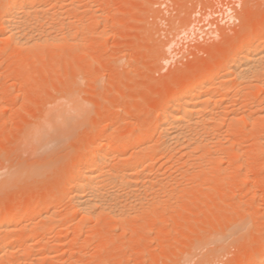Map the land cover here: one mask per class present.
I'll list each match as a JSON object with an SVG mask.
<instances>
[{
    "label": "rangeland",
    "instance_id": "rangeland-1",
    "mask_svg": "<svg viewBox=\"0 0 264 264\" xmlns=\"http://www.w3.org/2000/svg\"><path fill=\"white\" fill-rule=\"evenodd\" d=\"M49 1L46 4L41 0L46 6L50 5L51 10L55 7V11L58 5L57 9L61 11L56 22L70 19L80 20L78 23L74 21L75 24L86 23H82L85 25L83 33L80 30L83 26L77 25V32L75 25L70 27L75 35L78 33L74 38L77 46L67 51L61 46V49L59 46H47L29 52L5 41L0 27V174L3 175H0V179L11 173L13 167L12 170L19 172L20 165L23 171H26L23 169L26 167L32 168V171L39 169L36 172L29 171V177L0 188V218L5 216L9 207H22L23 211L17 209L18 215L22 217L26 206L59 190L68 171L72 169L70 167L74 165L75 158L72 157L79 149V142L105 125L116 122L119 117L124 118L125 122L115 125V133L123 134L134 129L132 118L141 115L145 120V114L151 111L156 115L159 109L157 105L163 101L160 99H167L175 87L191 82L194 78L199 81L210 73L214 76L219 74L220 67H223L220 63L225 60L221 58H228L237 49L242 37L259 36L257 32L264 27V0H59L58 4ZM62 13L69 16L64 15V18ZM65 26L68 27V24ZM263 72H258V79L264 77ZM259 80L253 83L257 85L255 88L252 84V87L247 88L248 91L244 90L245 93H264V84L258 83L264 80ZM230 90L234 91L230 93ZM230 90V94L236 91L235 87ZM71 92L74 93L73 99L85 103L92 112L86 128H81L76 134V141L62 146L59 150L61 153L56 152L59 158H45L46 152L43 153L46 150L53 152L59 146L56 144L36 151H32L34 146H30L29 150L24 151L23 140L29 131L27 129L34 124L36 126L47 109L60 106L64 101V105H69L73 101L69 96ZM263 105L258 107L264 108ZM242 106L237 111L246 109L245 113L250 114ZM254 111L252 114L255 116ZM254 116L250 119H256L255 124L245 122L241 132L235 135L230 133L229 138L236 142L234 146L229 147L224 142L225 145L218 148L222 149L223 154H219L221 150L217 151L216 156L218 153L219 158H206L208 161H202V167L196 166L198 164L195 165L192 159L193 163L190 160L189 164V158L171 160L177 158L175 155L178 152L168 154L173 156L170 159L166 155L167 159L162 157L159 162L154 160V169L162 168L161 171L166 173L165 183L174 186L177 182L175 186L179 183L177 187H180L179 192L173 191V194L166 196L168 201L163 205L165 207L154 212L151 209L144 214L150 217L141 214L123 227L103 225L104 219L90 225L78 224L81 216L71 214L72 210L67 209L71 206H68L69 201L66 199L67 205L58 204L53 209L64 225L58 223L59 226L56 224L48 228L44 225L46 219L40 218V215L38 217V214L32 216V223L35 221L32 225L23 222V226L10 235L38 234L41 240L27 242L28 245L25 242L27 246H21L25 249L22 252L17 250L18 257H5L4 263H17L19 260L17 264H28L31 258L37 257L33 264H239L251 252L257 254L256 251L264 245V118L262 115H257L260 119ZM222 121H225V127L220 126ZM236 122L228 117L221 119L218 122L220 125L216 127L219 131L225 130L222 132L223 137L229 139L227 127L235 126L233 124ZM207 137L211 140L213 135L212 138L209 135ZM22 146L23 150L20 149ZM30 150L33 154H28ZM229 152H237L235 161L224 156ZM41 155L44 158H40ZM210 160L219 161L217 172H213L215 169L211 165L214 163H210ZM203 169L205 173L201 172ZM185 171L192 175L185 178ZM201 179L204 183L202 188ZM181 187H187L184 193ZM4 207L6 210L2 211ZM211 218L215 221L214 225ZM71 220L75 224L70 223ZM58 235L61 238L58 239ZM29 251L35 255L47 252L48 255L31 254L30 258ZM2 262L0 264H4Z\"/></svg>",
    "mask_w": 264,
    "mask_h": 264
},
{
    "label": "bare ground",
    "instance_id": "bare-ground-1",
    "mask_svg": "<svg viewBox=\"0 0 264 264\" xmlns=\"http://www.w3.org/2000/svg\"><path fill=\"white\" fill-rule=\"evenodd\" d=\"M46 1L47 0L45 1L42 0V2H46ZM51 1L56 2L57 4L58 2L60 3L59 0H51ZM51 1L49 2L51 3ZM42 2L41 0H0V15H1L0 27L2 29V33L4 37L3 39L5 41H8L17 49H21L29 52L33 50H40L47 46L48 47L59 46V48L61 46V48L62 47L66 48L65 51H67V49H70L74 45L77 46L76 45L77 43H75L76 41L74 38L78 35V33L77 35H75L76 33L74 34L72 28L70 27L72 25L73 26L75 25L77 28L74 29H76L77 32V30L79 29L77 25L82 27L83 26L82 23L85 22L84 21L82 22L81 20L82 22L81 24L80 23L75 24V22L78 23L80 22V20L77 22L75 20L72 21L70 19H68L67 21L65 20L64 22L62 21L63 19L60 21L61 17L59 19L60 23L56 22L58 21L57 19L59 18L61 13V11L59 12V9H57L58 5L56 4L57 5L56 6L55 3H53L56 6V10L53 11L55 7L51 6L52 8H54L51 10V8H49L50 5L46 6V4H49L48 2H46V4ZM57 10L59 13L56 12ZM62 14L64 18L65 16H69L64 13ZM102 17L104 18L103 15ZM61 23L64 26L68 24V27L62 26ZM57 25H59L60 27ZM84 26L80 28L82 33L85 28ZM249 30L251 31L250 28ZM257 34H259L260 39H257L259 37L258 35H256L257 37L256 36L253 37V35L252 37L247 35L248 36L247 37L244 35L245 38L241 36L242 37L241 39L243 40L241 41L237 49L232 47L233 49H235L234 51H232V54L228 58L226 57L227 59L221 58V60L224 59L225 60L222 61V64L220 63V66L223 65V67L222 68L220 67L221 71L219 72V74L214 76L213 73H210L211 75H209L208 77L206 76L205 78L199 81L194 78V80H192L191 82L188 81L181 86L179 85L178 87H175L171 91V93L169 92L170 94L169 96L167 95L168 96L167 99L166 97L165 100L163 97L160 99V100L163 99V101L159 103V106L157 105L159 109H158V113L155 110V112L157 113L156 115H153L154 112L150 110L153 114L151 112H147L145 114V118H146L145 120L142 119L143 117L141 115H136L134 119L132 118L133 120L132 123L135 126L134 129H132L133 128L132 127L131 128L132 130L125 133L123 132V134L121 133L119 134L118 132L115 133V131H117L115 130V125L119 123L121 124V122L123 123V121L125 122L124 118L119 117L117 121L112 123L111 125L110 124L105 125L103 129L97 131L91 136L87 135L88 137H86V139L84 138L85 139L84 141L79 142V140H77L80 143V145L77 153L72 157L75 158L74 165L73 167H70V169L71 168L72 169L68 171V176L63 181L60 189L57 191L53 189V191L54 190L55 191L51 192V194L48 197L43 199H38L35 204L32 205L30 204V206H26L25 213L22 217L18 215L19 212L17 211V209L20 207H16V208L9 207L7 209V213L5 214V216L0 218V233L3 235L0 236L3 237L2 240H0V263L2 261H3L2 263L5 262L4 260L7 259L5 257L11 256L13 258L14 255L18 257L17 254L19 252L17 253V250L22 252V250L25 249L23 247L21 248V246H23L22 244L26 245L27 242L28 243L30 241L38 242L41 240V236L38 234L37 235L23 234V236L21 235L15 236L14 234L13 237L11 236L12 235L11 233L13 231L18 229L20 226H23L22 225L23 222H28L27 225H29L30 223H31L30 225H32L35 222L33 221L32 223V219H31L33 218L32 216H36L38 214L37 215L38 217L40 215V218L44 220L46 219L45 221L46 224L44 225H47L46 227L48 228H51L56 224L57 226H59L61 224L60 220H58L59 215H57L58 214L57 211L53 209H56L58 204L63 205L64 203H66L65 200L67 199L70 204V205L68 204V206L69 207L71 206V208H67V209L72 210L71 214L72 215L78 214L81 216V218H79L81 221L79 220L78 224L90 225L93 222L99 223L100 220L104 219V221L102 220L103 225L106 224V226L110 225L112 227L113 226L123 227L126 223H131L132 221H135L134 218H137L138 216H142L141 214H143L144 217H150L144 215L146 212H148V210L152 209V212H154L156 210H159L160 208L162 209L163 207H165L163 205H165V203H167L168 201L166 196H169L168 194L170 193L173 194V191H177L179 189L178 187H180V186L177 187L179 183L175 186L177 182L174 184V186L172 184L165 183L166 181L164 179L166 173L164 174V172L161 171L162 168L159 169L156 168L157 170L154 169L155 167L152 166V163H154L155 161L159 162V159L161 160L162 157H165L166 155L167 157L169 156L168 158L170 159V157L173 156L168 154H173L178 152L177 154L178 156L179 155L180 156L178 157L176 156L177 155L176 154L175 157L177 158H171V160L175 159L174 161H177L178 158L180 159L189 158L188 160L189 164H190V160L192 159L195 165L198 164L196 166L202 167L200 166L202 165L201 162L208 161L206 160V158L207 159L211 158L212 160V157L219 158L217 156L221 153L223 154L222 149H220L221 152L219 154L217 153L216 156V152L220 151L218 150V148L222 147V145L224 146L225 143H227L229 147L234 146L236 142L230 139L229 136L241 132L243 126L246 124L245 122L254 123V124L257 122L256 119H250V117L253 118L254 116L252 114L254 108H255L254 117L260 119V117H258L257 115H262L264 118V108L262 106L260 107L262 109L258 107L260 105H263L262 103H264V98H263L264 93L262 92L261 94L256 92L249 95L245 93V91H248L247 88L249 89V87H252V84L260 79L257 78L258 72L261 73L264 71V27L261 28L257 32ZM85 43L86 42H84V44ZM7 44L8 43L6 42V45ZM255 76L258 80L254 78ZM253 79H255L256 81L253 82ZM261 79L260 80L263 81L264 77H261ZM230 82L232 84L229 85ZM258 83L264 84V82L263 83L258 82ZM260 84L259 86H261ZM253 85L254 88L257 86V85L255 86V84ZM231 87H235L236 89V91L233 94H230L234 91V90L233 91L230 90ZM73 94H74L73 92L69 94V96H71L72 99H73ZM68 97L66 99H68ZM77 100L79 99L76 100L73 99V101H70L71 103L69 105L68 104L64 105L66 103L64 101L62 103L63 105L60 104V106H56L54 108L47 109L46 111H44L45 114H43L44 116L42 117V119L39 118L41 121L37 123L36 126L34 124L35 127L31 125L33 128L31 127L27 129V131L28 130L29 131L26 132L27 134L25 135L23 140V144L25 147L24 151H27L32 146L35 147L36 145L37 148L32 147L31 148L32 151H34L33 149H35V151L36 149L43 150V148L47 149L51 144H54V146L59 145L55 147L57 150L55 149L53 152L50 150L43 151V153L46 152L47 154L50 152L49 155L45 153L44 156L45 158H59L56 152L62 149V146H64L65 144L67 146L68 142L70 144V141L75 139L76 134H78L81 131L80 130L81 128H86L88 124L86 122L88 121V119H90L92 115L91 114L92 112L90 111L91 109L87 107L85 103L78 102ZM240 100L241 102H239ZM241 105L247 108L248 109L247 111L250 112V114L247 113L248 114L247 115L245 113L246 109L243 112L237 111L238 107L239 106L241 107ZM256 107H258V109H256ZM239 110L241 109L239 108ZM100 112H98L99 115H101ZM141 114H143V112ZM228 117H230V120H232V122L233 120L237 121L236 122L237 125L235 123L233 124L235 126L229 128L230 126L229 125L227 127L228 129L226 131L229 132L228 134L229 139H227V136L223 137L224 134H222V132H224L225 130L219 131L218 128L216 127L217 125H220V123H222L220 125L222 127L225 121L224 122L222 121L219 124L218 122L221 119L225 120V118ZM228 120L229 119H226V121ZM224 125L223 127H225ZM215 128H216V132H214ZM217 132L218 133L220 132V134H218ZM209 133L211 134L213 133L212 134L213 138L212 135ZM216 133L218 135H216ZM207 135H209L210 138L212 139L210 140L207 137ZM262 137L263 136H261V138ZM255 144L257 146L258 143L256 142ZM39 145L41 148H39ZM20 149L23 150V146ZM22 150L19 152L20 154ZM31 150L29 153L28 152L26 153L30 154L32 152ZM130 150L131 152L132 151L133 152L131 153ZM37 152H35V156ZM59 152L61 153V151ZM225 152L228 151L226 150ZM236 153L229 152L224 154V156L226 158H229L230 161H235L234 159L237 157L235 155ZM31 154H33V152ZM40 158H44L43 155H41ZM211 160L210 163H214L211 166H213L212 168L216 170L215 171L213 169L214 170L213 172H217V170L220 167L218 164L219 161L211 162ZM21 166L22 165H20V167L18 166L21 172L19 168L17 169L19 170V172H17L16 170H12L15 168L13 167L11 168V173L9 172L10 174L7 173L8 175L7 176L5 175L6 177H4V179H0V188L10 184L11 182H15L16 180H21L26 177H29L31 175V172L33 171L36 172L39 170V169L36 170L34 169L32 171L31 167H30L31 169L26 167L23 168L24 170L26 169V171H23ZM195 168L198 169L197 167ZM202 171L204 172V169L201 170V172ZM185 172L186 175L184 173V176L186 178V176L190 174L187 173L188 171ZM0 175H2V173ZM193 175L196 176L198 174L194 173ZM200 176L201 175L199 174V177ZM202 177L204 179L205 176ZM193 179H195V177ZM203 179H201L202 183H203ZM200 185L202 188L204 183ZM186 189L185 187L184 189L182 188L183 190L182 192L184 193ZM221 203L223 204V202ZM228 205L230 204L228 203ZM5 210L6 208L4 207L2 211ZM167 212H169L168 209ZM151 217L153 219V216ZM210 220L214 225L215 221L212 218ZM73 221L71 220L70 223H72ZM143 221H145V219ZM73 223L75 224V222ZM27 225H25L24 227H26ZM41 225L42 223L40 224V226ZM9 236H11V238ZM58 236H57L58 239L61 238L60 235ZM31 252L33 251H29L30 253L29 255L32 254L33 256L36 255L39 256L40 254L39 252V254L35 255V253L33 254ZM253 253L254 252H251L245 261H244L245 258L244 259L242 258L243 262H240L239 264H264V245L261 246L256 251L257 254H253ZM41 254L48 255L47 252L46 253L41 252ZM32 255L30 256V258L32 257ZM34 258L36 259L37 257ZM34 258H31V260L29 261L30 264H33L35 262ZM33 259L34 261H32ZM13 262L11 264H17L19 260L17 263L15 261ZM20 263L23 264V262Z\"/></svg>",
    "mask_w": 264,
    "mask_h": 264
}]
</instances>
